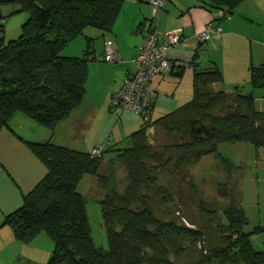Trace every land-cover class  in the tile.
I'll return each instance as SVG.
<instances>
[{"label":"trees","instance_id":"1","mask_svg":"<svg viewBox=\"0 0 264 264\" xmlns=\"http://www.w3.org/2000/svg\"><path fill=\"white\" fill-rule=\"evenodd\" d=\"M124 1L0 0V8L15 4L19 11L28 14L19 37L5 42L4 15L0 11V133L10 128L14 114L21 112L44 126L51 136L56 125L82 104L87 64L95 56L89 50L91 43L81 57H64L61 51L86 27L109 31ZM241 1L208 0L201 5L217 12L210 21L219 26ZM223 80L222 71L216 66L195 68L191 100L154 121H147L116 145L125 168L124 192L117 190L112 175L100 177L98 171L103 157L94 158L91 150L70 149L50 139L25 141L45 164L47 172L23 195L22 205L5 216L3 224L10 226L17 238L25 240L38 232L46 233L54 245L47 264H143L131 252V245L138 246L141 252V248L149 251L161 246L159 237L169 231L200 238L198 231L162 222L148 210H129L123 203H127V196L137 195L147 174L143 162L149 156L144 147L146 127L165 126L180 138H188L193 146L212 143L215 150L222 142H243L255 149L264 147V112L256 109L253 93H242V86L215 93L207 89ZM248 83L253 89H264V64L250 65ZM230 96L235 109L222 117H211L208 111L218 103L227 102ZM106 145L103 142L104 153L113 147ZM218 153V160L225 167L230 166ZM85 175L97 177L101 184L106 181L103 187L106 195L98 200L106 248L94 245L86 199L77 192ZM225 215L230 225L223 233L228 242L223 253L231 258L232 264H264V248L255 249L252 244L253 235L264 233V226L246 230V212L236 201L229 203ZM115 219L123 223V228L107 229ZM126 231H130L129 236L125 235Z\"/></svg>","mask_w":264,"mask_h":264},{"label":"crops","instance_id":"2","mask_svg":"<svg viewBox=\"0 0 264 264\" xmlns=\"http://www.w3.org/2000/svg\"><path fill=\"white\" fill-rule=\"evenodd\" d=\"M203 1L208 0H164L163 6L153 11L149 0H125L109 31L86 27L65 46L62 56L81 57L90 41L89 50L99 56L104 52L105 39L110 38L117 57L114 62L88 61L82 104L69 114L75 115L74 130L79 138L75 150L89 152L99 142L116 148L147 121H154L191 100L195 68L216 66L223 70L224 77L229 74L227 87L242 86L247 93H253L256 109L264 112V89L260 88L261 93L256 95V89L248 83L250 65L264 64V0H242L231 16L221 21V32L211 33L206 41L200 42L198 33L217 14L202 7ZM4 7L0 8L2 15L6 12ZM15 10L13 6L9 14ZM19 15L18 25L26 20L25 15ZM3 29L5 36L4 25ZM152 29L159 32L177 29L183 38L167 51L171 70L150 80L153 94L148 116L140 118L131 112L111 110L112 95L135 72L138 48ZM24 121L28 129L34 123L17 112L10 128L0 133V264H47L54 247L42 231L25 240L17 238L12 228L3 224L5 216L22 205L23 195L47 172L45 164L25 141L51 140L52 136L48 134L42 139L35 134L28 136ZM17 126L26 129L24 134ZM152 126L147 128L148 132L153 131L155 125Z\"/></svg>","mask_w":264,"mask_h":264},{"label":"rangeland","instance_id":"3","mask_svg":"<svg viewBox=\"0 0 264 264\" xmlns=\"http://www.w3.org/2000/svg\"><path fill=\"white\" fill-rule=\"evenodd\" d=\"M3 6L6 11H3L2 19L6 29L4 41L8 42L21 34L22 24L18 25L19 14L25 15L26 19L28 14L26 11H19L15 4ZM13 6L17 10L9 14ZM228 75L223 76V82L207 89H213L212 93L219 90L227 91V88L229 90L230 86H227L230 82L228 78L226 79ZM241 91L247 93L245 88ZM255 92L256 95L257 92L261 93L260 89H256ZM234 109L235 104L230 96L227 102L216 104L208 113L211 117H222ZM71 116L56 125L51 141L76 149L79 147L77 144L79 138L74 130L75 115ZM33 122L28 129L24 121L28 136L35 134L40 139L46 137L47 129ZM205 124L211 127L207 122ZM26 129H19V132L24 134ZM145 132L144 147L147 148L145 152L149 156L144 158L143 162L147 174L137 190V195L127 196V203L123 205L136 212L148 210L162 222H171L178 227L198 231L202 236L194 239L183 233L169 231L159 237L161 246L149 251L141 248V252L138 246L131 245V252L143 264H232L231 258L223 253L228 243L223 233L230 225L225 215L229 203L236 201L244 208L248 218L246 230L264 226V147L255 149L243 142H222L215 150L212 143L193 146L188 138H180L165 126L155 125L152 132H148L146 127ZM187 143L188 145H185ZM111 148L110 151L105 153L102 151L94 156L103 157L98 174L102 178L112 175L113 181L116 179L117 190L124 192L127 182L124 163L118 156L120 149ZM218 152L228 160L230 166L225 167L218 160L216 157ZM221 182L227 183V195L224 192L227 188L218 186ZM105 184H101L97 177L85 175L77 186V192L86 199L94 245L103 248L107 247V241L105 229L101 227L98 200L106 195L103 188ZM106 228L119 230L123 228V223L115 219L111 226ZM125 235L129 236L130 231H126ZM252 244L255 249L264 248V233L253 235ZM218 253L221 255L217 256Z\"/></svg>","mask_w":264,"mask_h":264},{"label":"built area","instance_id":"4","mask_svg":"<svg viewBox=\"0 0 264 264\" xmlns=\"http://www.w3.org/2000/svg\"><path fill=\"white\" fill-rule=\"evenodd\" d=\"M149 1L153 11L164 4V0ZM214 32L219 33L220 27L214 21H210L198 33L197 38L199 41H204ZM182 38L183 34L177 29L165 32L152 29L147 32L134 60L136 70L124 79L120 89L112 95L111 110L131 112L140 118L148 116L153 94L150 88V80L155 75L169 72L170 63L167 51L170 47L180 43ZM96 59L104 62H114L117 59L116 50L110 38L105 39L104 52L99 56L95 55L94 60ZM102 150L103 142H99L91 150V155L94 157L96 153L99 154Z\"/></svg>","mask_w":264,"mask_h":264},{"label":"water","instance_id":"5","mask_svg":"<svg viewBox=\"0 0 264 264\" xmlns=\"http://www.w3.org/2000/svg\"><path fill=\"white\" fill-rule=\"evenodd\" d=\"M227 90H228V88H227ZM220 185H222L223 186V188L224 189H226L228 186H227V183L226 182H221L218 186H220ZM221 186V187H222ZM225 192V194L227 195V193H228V188L226 189V191H224ZM222 192H220V194H221ZM224 194V193H223Z\"/></svg>","mask_w":264,"mask_h":264}]
</instances>
